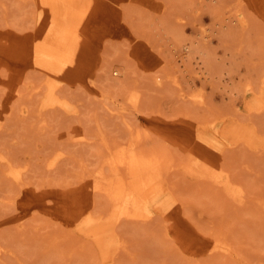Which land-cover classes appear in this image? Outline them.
<instances>
[{"label":"rangeland","instance_id":"374dc122","mask_svg":"<svg viewBox=\"0 0 264 264\" xmlns=\"http://www.w3.org/2000/svg\"><path fill=\"white\" fill-rule=\"evenodd\" d=\"M56 1L0 0V264H264V0Z\"/></svg>","mask_w":264,"mask_h":264},{"label":"bare ground","instance_id":"6f19581e","mask_svg":"<svg viewBox=\"0 0 264 264\" xmlns=\"http://www.w3.org/2000/svg\"><path fill=\"white\" fill-rule=\"evenodd\" d=\"M43 1H45V0H43ZM62 1H63V0H62ZM64 1H65V0H64ZM66 1H67V0H66ZM72 1H73V0H72ZM75 1H76V0H75ZM151 1H152V0H151ZM48 2H49V0H48ZM78 2H79V1H78ZM97 2H98V1H97ZM43 3H44V2H43ZM46 3H47V0H46ZM46 3H45V4H46ZM50 3H51V8H53V10H54V9H55V10L60 9V8H58V7L60 6V5L58 6V1H56V0H51ZM50 3H48V4H50ZM60 3H61V2H59V4H60ZM69 3H70V2H69ZM76 3H77V2H76ZM79 3H80V2H79ZM48 4H46V5H48ZM70 4H71V3H70ZM97 4H98V3H97ZM46 5H44V6H46ZM61 5L64 6V3L61 4ZM75 5H76V4H75ZM81 5H82V4H81ZM70 6H71V5H70ZM151 6H152V5H151ZM48 7H50V6H48ZM67 7H69V6L67 5ZM71 7H72V6H71ZM61 8H62V7H61ZM63 8H64V7H63ZM77 8H78V7H77ZM79 8H80V6H79ZM89 8H90V7H89ZM160 8H161V7H160ZM74 9H75V8L70 9V10H71V12H70L71 14L73 13L72 10H74ZM49 10H50V13H52V14H53V12H56V11L51 12L52 9H50V8H49ZM66 10H68V9H66ZM75 10H76V9H75ZM85 10H86V8H85ZM90 10H91V9H90ZM93 10H94V9H93ZM161 10H162V9H161ZM62 11H63V10H62ZM62 11H61V14L64 13V11H63V12H62ZM94 11H95V10H94ZM67 12H68V11H67ZM78 12H79V11H78ZM76 13H77V10H76ZM76 13H73V15H75ZM83 13H84V11H83ZM52 14H51V15H52ZM61 14H59V16H60ZM64 14H66V13H64ZM53 15H55V14H53ZM56 15H57V16H56ZM56 15H55L56 18H59V17H58V12H56ZM66 15H67V14H66ZM68 15H69V17L71 18V15H70V14H68ZM84 15H85V14H84ZM90 15H91V14H90ZM92 15H94V14H92ZM62 16H63V15H62ZM99 16H100V15H99ZM65 17H66V16H65ZM67 17H68V16H67ZM69 17H68L67 19H65V21H64V18H63V21L66 22V21L69 19ZM75 17H77V16H75ZM81 17H82V16H81ZM51 18H52V16H51ZM51 18H50V20H51ZM54 18H55V17H54ZM56 18H55V19H56ZM60 18H61V17H60ZM60 18H59V19H60ZM104 18H105V17H104ZM55 19H53V20H55ZM73 19H74V18H73ZM76 19H78V18H76ZM60 20H62V18H61ZM70 20H71V19H69V21H70ZM74 20H75V19H74ZM55 21L57 22V20H55ZM58 21H59V20H58ZM69 21H68V23H69ZM75 21H76V20H75ZM52 22H53V21H52ZM73 22H74V21H73ZM62 23H63V22H62ZM70 23H72V22L70 21ZM76 23H77V21H76ZM46 24H47V23H46ZM56 24H57V23H56ZM56 24H55V25H56ZM65 24H66V23H65ZM72 24H73V23H72ZM80 24H81V23H80ZM67 25H68V24H67ZM70 25H71V24H70ZM70 25H68V26H70ZM73 25H74V24H73ZM73 25H72V26H73ZM75 25H76V24H75ZM75 25H74V27H75ZM109 25H110V24H109ZM46 26H47V27H46L45 30L48 29V25H46ZM51 26H54V25H51ZM59 26H63V25L58 24V27H59ZM83 26H84V25H83ZM107 26H108V25H107ZM77 27H78V26H77ZM39 28H40V26H39ZM49 28H51V27H49ZM63 28H66V25H65ZM70 28H71V26H70ZM52 29L55 30V28H52ZM52 29H50V31H51ZM57 29H58V28H57ZM61 29H62V28H61ZM61 29H60V31H61ZM66 29H67V28H66ZM53 30L51 31V33L54 32ZM73 30H75V28L71 30V29H69V27H68V30H65V34L67 33V31H68V32H71V31H72V33H73ZM41 32H42V31H41ZM48 32H49V31H48ZM36 33H37V32H36ZM36 33H35V34H36ZM43 33H45V31H43V32L41 33V35H42ZM48 34H50V33H48ZM57 34H58V38H59V37H64V35L60 36V35H59V32H58ZM32 35H33V33H32ZM32 35H31V37H33ZM37 35H38V34H37ZM71 35H72V34H71ZM71 35H70V36H71ZM75 35H76V34H75ZM68 36H69V35H68ZM29 37H30V36H29ZM35 37L37 38V36H35ZM39 37H41V36H39ZM77 37H78V35H77ZM77 37H76V38H77ZM46 38H47V37L45 36L44 39L46 40ZM49 38H50V37H49ZM76 38H75V39H76ZM37 39H38V38H37ZM63 39H67V38H63ZM63 39H62V40H63ZM68 39H70V38H68ZM68 39H67V40H68ZM73 39H74V38H73ZM34 40H35V39H34ZM39 40H40V38H39ZM41 40H42V38H41ZM41 40H40V41H41ZM57 40H58V39H57ZM57 40H56V41H57ZM76 40H77V39H76ZM76 40H75V42H76ZM36 41H38V40H36ZM40 41H38V42H39V45H41V44H40ZM43 41H44V40H43ZM65 41H66V40H65ZM73 41H74V40H73ZM77 41H78V40H77ZM32 42H33V41H32ZM41 42H42V41H41ZM58 42H59V41H58ZM62 42H64V41H62ZM42 43H43V42H42ZM60 43H61V42H60ZM65 43H66V42H65ZM67 43H68V42H67ZM32 44H33V43H32ZM34 44H35V42H34ZM49 44H50V43H49ZM24 45H25V43H24ZM37 45H38V43L36 42V45H35V46H37ZM47 45H48V44H47ZM63 45H67V44H63ZM75 45H77V43H76ZM35 46H34V47H35ZM42 46H43V44L41 45V47H42ZM45 46H46V45L44 44V47H45ZM49 46H50V45H49ZM49 46H47V47H49ZM57 46H59V45H57ZM31 47H33V46H31ZM38 47H39V46H38ZM41 47H39V48H41ZM59 47H60V46H59ZM85 47H86V46H84V48H85ZM35 48H36V47H35ZM39 48H38V49H39ZM45 48H46V47H45ZM60 48H62V47H60ZM63 48H65V47H63ZM84 48H83V49H84ZM36 49H37V48H36ZM38 49H37V50H38ZM47 49H48V48H47ZM49 49H50V47H49ZM49 49H48V51H49ZM57 49H58V48H57ZM66 49H67V48H66ZM83 49H82V51H86V49H84V50H83ZM33 50H34V49H33ZM43 50H44V49H43ZM58 50H59V49H58ZM64 50H65V49H64ZM64 50H63V51H64ZM56 51H57V50H56ZM63 51L59 50V53L61 52V53H64V54H65V52H63ZM68 51L71 52L70 48H69ZM151 51H152V50H151ZM54 52H55V51H54ZM54 52H53V53H54ZM57 52H58V51H57ZM70 52H69V54H70ZM51 53H52V52H51ZM66 53H67V52H66ZM49 54H50V53H49ZM56 54H58V53H56ZM56 54H55V56H56ZM64 54H60V55H64ZM69 54H68V55H69ZM33 55H34V54H33ZM58 55H59V54H58ZM68 55H66V56H68ZM70 55H71V54H70ZM64 56H65V55H64ZM66 56H65V57H66ZM150 56H152V55H150ZM44 57H45V56H44ZM158 57H159V56H158ZM55 58H56V57H55ZM58 58H59V56H58ZM61 58H62V57H61ZM69 58H71V57L69 56ZM69 58H68V60H71V59H73V56H72L71 59H69ZM78 58H79V57H78ZM34 59H35L34 61H36V57H35ZM42 59H43V58H42ZM44 59L46 60V59H49V58L46 57V58H44ZM44 59H43V60H44ZM50 59H51V58H50ZM74 59H75V61H76L75 56H74ZM159 59H160V58H159ZM59 60H60V59H59ZM64 60H67V59H64ZM57 61H58V59H57ZM75 61L73 60V62H75ZM183 61H184V60H183ZM42 62H45V61H42ZM46 62H48V61H46ZM53 62H54V60H53ZM73 62H72V63H73ZM76 62H77V61H76ZM72 63H71V64H72ZM197 63H198V62H197ZM197 63H196V64H197ZM47 64H49V63H47ZM55 64H57V63H55ZM58 64H62V63H59V62H58ZM74 64H75V63H74ZM74 64H72V65H74ZM200 64H201V63H200ZM39 65H40V64H39ZM41 65H43V64H41ZM41 65H40V66H41ZM63 65H65V64H63ZM197 65H198V64H197ZM48 66H50V65H48ZM48 66H47V67H48ZM54 66H55V65H54ZM65 66H66V65H65ZM116 66H118V65H116ZM45 67H46V66H45ZM51 67H53V66L51 65ZM51 67H50V68H51ZM55 67H56V66H55ZM60 67H61V66H60ZM62 67H63V66H62ZM62 67H61V68H62ZM159 67H160V65H159L157 68L160 69ZM65 68H66V67H65ZM157 68H156V70H158ZM199 68H200V67H199ZM206 68H207V67H206ZM206 68H205V69H206ZM70 69H71V68H70ZM207 69H209V68H207ZM67 70H69V69H67ZM116 70H117V72H119V68H118V67H115V68L113 69V71H115V72H116ZM156 70H154V71H156ZM197 70H198V69H197ZM209 70H210V69H209ZM48 71H49V70H48ZM50 71H51V70H50ZM54 71H56V70H54ZM199 71H200V70H199ZM64 72H66V69H65V71H63V74H64ZM67 72H68V71H67ZM70 72H72V69H71ZM152 72H153V71H152ZM156 72H157V71H156ZM60 73H62V72H60ZM200 73H201V74H200ZM200 73H199L200 75H202V74L205 75V77H204V78L202 77V79H204L205 81H207V80H206V76H207V74H208L209 72L206 73L205 70H203V71L201 70ZM211 73H212V71H211L209 74L211 75ZM153 74H155V72H153ZM162 74H163V73H162V71H161V74H160V73H156V75H154V76H156V80H157V81H160V77L163 78V75H162ZM70 75H71V74H69V75H67V76H70ZM204 75H203V76H204ZM65 76H66V74H65ZM211 77H212V76H210V78H211ZM200 78H201V77H200ZM207 78H208V77H207ZM210 78H208V79H210ZM184 113H185V112H184ZM187 114H188V113H186V116H187ZM184 116H185V115H184ZM184 116H182V117H184ZM179 117H181V116L179 115ZM182 117H181V118H182ZM189 119L191 120V118H189ZM184 120H186V119H184ZM197 120H199V119H197ZM206 120H208V119H206ZM208 121H209V120H208ZM187 122H188V120H187ZM187 122H186V123H187ZM211 122H213V121H211ZM199 124H200V123H199ZM207 124H208V123H207ZM191 125H192V124H191ZM208 126H210L211 128L214 127L213 123H209ZM218 129H219V128H218ZM214 130H215V129H214ZM211 133H212V132H211ZM255 133H256V132H255ZM212 134H213V133H212ZM259 135H260V134H259ZM219 138H220V137H219ZM242 138H244V139H243L244 141H246V139H248V138H246V137H241V140H240V137H239L238 139H239L240 141H242ZM245 138H246V139H245ZM219 140H220V139H219ZM231 140H232V139H231ZM236 140H237V139H236ZM249 140H251V139H249ZM247 141H248V140H247ZM252 141H254V140H252ZM252 141H251V143H253ZM186 142H187V141H186ZM237 142H238V141H237ZM120 143H121V142H120ZM134 143H135V142H134ZM249 143H250V142H249ZM256 143H257V142H256ZM117 144H118V146H119V143H118V142H117ZM117 144H116V143L113 144L112 147H114V145H117ZM124 144H126V143H124ZM130 144L133 145V141H131ZM187 144H188V142H187ZM187 144H186V145H187ZM211 144H212V143H211ZM212 145H213V144H212ZM232 145H233V144H232ZM232 145H231V148H232ZM118 146H117V147H118ZM125 146H127V145H125ZM125 146H124V148H125ZM129 146H130V145H128V147H129ZM136 146H137V145H136ZM117 147H116V148H117ZM225 147H226V146H225ZM235 147H236V145H235ZM133 148H134V146L131 147L132 151H133ZM135 148H136V147H135ZM210 148H211V147H210ZM212 148H213V147H212ZM226 149H227V148H226ZM228 149H229V148H228ZM228 149H227V150H228ZM123 150H124V152L127 150V151H128V154H129V151H130L129 149L126 148V149H123ZM136 150H137V148H136ZM141 150L143 151V149H141ZM145 150H148V149H145ZM110 151H111V153L113 152L112 149H110ZM127 151H126V152H127ZM138 151H140V150H138ZM122 152H123V151H122ZM124 152H123V155H121V157H119V158L117 157L118 155H116L117 158H116V161H115V160H114V161L117 162V163H116L117 166L114 168L115 170H116V169H120L121 167H123V165L119 167V164H120V162H122L123 160H124V162H125L126 152H125V153H124ZM144 152H145V151H144ZM159 152H160V153H159ZM107 153H108L107 157H108L109 159H106V160H109L108 162L110 163V162L112 161V157H111L112 155H111V153L109 152V150H108ZM109 153H110V154H109ZM120 153H121V152H120ZM156 153H157V152H156ZM221 153H222V152H221ZM115 154H116V153H115ZM117 154H118V151H117ZM149 154L151 155V157L148 156ZM154 154H155V153H154ZM157 154H158V155H157ZM157 154H156V156L153 155V157H152V154H151L150 152H148V155L146 154V155L148 156L147 159H149V157H150V159L152 158V159L155 161L154 158H155V157H158L157 159H159V160H163V158H161L162 155H159V154H161V151H158ZM219 155H220V154H219ZM223 155H226V154L224 153ZM127 156H129V155H127ZM154 156H155V157H154ZM159 156H161V157H159ZM190 156H191V155H190ZM226 156H227V155H226ZM110 157H111V158H110ZM160 158H161V159H160ZM110 159H111V160H110ZM126 159H127V157H126ZM134 159H135V158H134ZM134 159H133V161H134ZM139 159H140V158H139ZM141 159H142V161L145 160V161H144V166H145V167H144L143 165L141 166L140 164L137 166V164H138L139 162L141 163L142 161H137L138 163H136V161L132 162V161H129V160H130V159H129L128 161L131 162V163H129V166H128V164H126V166L129 167L131 170H129V168H127L126 166L122 168V170H124V168H125V169L127 168V169H126V172H129V173H125V170H124V171H121V170L119 171V170H117V171H119V172H123V174H124V176H125V177L123 178L124 181H123V179H121L123 176H121L120 173H118V172L115 171L114 169H113V171H115V172H114V175H115V173H116V175L119 174L118 176H121L120 180L118 179V180H119V183L117 184L118 181H117V179H116L115 176H114V177H115V180H114V179H113V180L110 179V180L108 181L109 183L112 182V181H114V182H116V184H117V189H115L116 187L114 186L113 196L111 195L112 192H109V193H110L111 197H113L114 202H116V205H117L118 208H119V211H120L119 216H122L123 214H129V213H131V211H132V209H133V208H131V206H133V204H134L136 201L138 202V201L141 199V197H139L137 194L140 193L139 195H141V192H143V190H144L145 188H146V191H145V192H147V190L149 189L148 186L151 185V184L154 182V179H155V178L157 179V177L159 176V174H157V173H160V174H161L162 171H160V170H163V169H164V168H163V169H160V167L163 166V165L161 166V163H159L160 166H159V165L157 166L159 170H157V167L155 168V165H153V166H151V167H146V166H148V165H151L152 163H151V164H150V163L148 164V163H147L148 161H147L146 159H144L143 157H141ZM153 160H151V162H152ZM159 160H156L155 162L158 164L157 161H159ZM164 160H165V159H164ZM164 160H163V163H164ZM221 160H222V159H221ZM114 161H112V162H114ZM145 162H146V164H148V165H146ZM149 162H150V161H149ZM159 162H161V161H159ZM156 163H155V164H156ZM200 163H201V162H200ZM203 163H204V162H203ZM114 164H115V163H113V165H114ZM121 164H122V163H121ZM124 164H125V163H124ZM141 164H142V163H141ZM113 165H112V166H113ZM176 165H178V164H176ZM204 165H205V164H204ZM204 165H203V166H204ZM220 165H221V164H220ZM112 166H111V168H112ZM114 166H115V165H114ZM140 166H141V168H140ZM188 166H189V163H188ZM117 167H118V168H117ZM142 167H144V169H145V168H146V169L148 168L147 171L144 170V171H145V172H144ZM193 167H194V166H193ZM193 167H192V168H193ZM220 167H221V166H220ZM139 168L141 169V171L144 172L143 175L141 174L142 172L140 171ZM151 168H152V169H151ZM154 168H155V169H154ZM189 168H190V166H189ZM200 168H201V167H200ZM153 169H154V170H153ZM194 169H195V167H194ZM196 169H197V168H196ZM127 170H129V171H127ZM138 170L140 171V172H139L140 175H141L140 178L137 179V177H139V173H138V174L136 175L137 177L135 176L136 178L134 177V178L132 179L131 176L135 175L134 173H137ZM150 170H151V171H150ZM155 170H156V171H155ZM192 170H193V169H192ZM198 170H199V169H198ZM204 170H205V169H204ZM159 171H160V172H159ZM195 171H196V170H195ZM131 172H132V173H131ZM152 172H153L155 175L152 174ZM202 172H204V171H202ZM130 173L133 174V175H130V177H129L127 174H130ZM205 173H206V172H205ZM214 173H215V172H214ZM123 174H122V175H123ZM206 174H207V173H206ZM212 174H213V173H212ZM126 175H127V177L129 178L128 181H130V183H129V182L127 183L128 185L125 183V182H126V181H125V179H126ZM217 175H219V174L217 173ZM204 176H205V174H204ZM212 176H213V175H212ZM220 176H221V174H220ZM107 177H108V176H107ZM111 177H112V175H111ZM114 177H113V178H114ZM205 177H206V176H205ZM214 177H215V179H216V176H214ZM117 178H118V177H117ZM128 178H127V179H128ZM130 178H131L134 182H132ZM158 178H160V176H159ZM218 178H219V177H218ZM127 179H126V180H127ZM160 181H161V180H160ZM225 181H226V180H225ZM114 182H113V184H114ZM230 182H231V181H230ZM132 183H134V184H132ZM222 183H223V181H222ZM240 183H241V181H240ZM113 184L110 183V185H113ZM116 184H114V185H116ZM97 185H98V184H97ZM104 185H107V184H104ZM240 186H241V185H240ZM96 187H98V186H96ZM100 187H101V186H100ZM107 187L109 188V185H108ZM147 187H148V188H147ZM244 187H245V186H243V188H244ZM98 188H99V187H98ZM105 188H106V187H105ZM83 189H84V188H83ZM111 189H113V186L111 187ZM86 191H87V190H86ZM140 191H141V192H140ZM74 192H75V191H74ZM80 192H81V193H82V192L84 193V191H82L81 188H80ZM80 192H78L77 195H80V194H79ZM138 192H139V193H138ZM69 193H70V191H69ZM75 193H77V191H76ZM75 193H74V195H75ZM83 193H82V194H83ZM87 193H88V192H87ZM143 193H144V192H143ZM143 193H142V194H143ZM241 193H242V192H241ZM241 193H240V194H241ZM66 194H67V193H66ZM84 194L87 196L86 193H84ZM145 194H146V193H145ZM145 194H144V195H145ZM90 195H91V194H90ZM144 195H141V196L144 197ZM82 196H83V195H82ZM70 197H71V196H70ZM76 198H78V196H77ZM80 198H81V197H80ZM138 198H140V199H138ZM145 198H146V197H145ZM78 199H79V198H78ZM75 200H76V199H75ZM79 200H80V199H79ZM91 200H92V198H91ZM142 200H143V198H142ZM226 200H227V199H226ZM77 201H78V200H77ZM80 201H81V200H80ZM223 201H224V200H223ZM86 202H87V201H86ZM91 202H92V201H91ZM139 202H140V201H139ZM139 202H138V205H137V203H135V204H136L138 207L141 208V207H142V203H141V205L139 206ZM142 202H143V201H142ZM80 203H81V202H80ZM228 203H229V200H228ZM77 204H78V203H77ZM143 204H144V206H145V203H143ZM91 205H92V203H91ZM91 205H90V206H91ZM136 205H135V206H136ZM135 206H134V207H135ZM88 208H90V207H88ZM140 214H142V213H140ZM144 214H145V213H143V215H144ZM145 215H147V212H146ZM99 227H100V226H99ZM216 242H219V240L216 241ZM215 244H216V246H218V247H219V245H220V243H219V244H218V243H215ZM213 247H214V249H215V245L212 246V249H213ZM218 247H217V248H218ZM220 247H221V246H220Z\"/></svg>","mask_w":264,"mask_h":264}]
</instances>
